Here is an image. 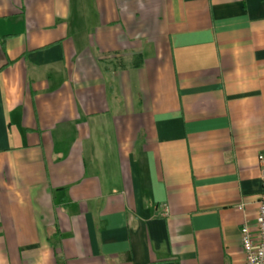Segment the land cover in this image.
<instances>
[{
	"label": "crops",
	"instance_id": "1",
	"mask_svg": "<svg viewBox=\"0 0 264 264\" xmlns=\"http://www.w3.org/2000/svg\"><path fill=\"white\" fill-rule=\"evenodd\" d=\"M264 155V0H0V264H244Z\"/></svg>",
	"mask_w": 264,
	"mask_h": 264
},
{
	"label": "built area",
	"instance_id": "2",
	"mask_svg": "<svg viewBox=\"0 0 264 264\" xmlns=\"http://www.w3.org/2000/svg\"><path fill=\"white\" fill-rule=\"evenodd\" d=\"M257 159L261 169L262 191L257 203L254 231L247 223L242 225L240 231L244 264H264V155H258Z\"/></svg>",
	"mask_w": 264,
	"mask_h": 264
}]
</instances>
